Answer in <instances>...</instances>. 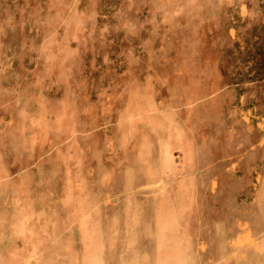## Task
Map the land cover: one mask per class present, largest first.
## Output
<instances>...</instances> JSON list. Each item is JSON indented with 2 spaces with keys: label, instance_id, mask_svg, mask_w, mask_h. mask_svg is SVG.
Here are the masks:
<instances>
[{
  "label": "rangeland",
  "instance_id": "obj_1",
  "mask_svg": "<svg viewBox=\"0 0 264 264\" xmlns=\"http://www.w3.org/2000/svg\"><path fill=\"white\" fill-rule=\"evenodd\" d=\"M0 264H264V0H0Z\"/></svg>",
  "mask_w": 264,
  "mask_h": 264
}]
</instances>
